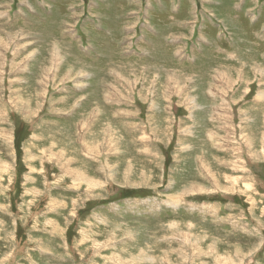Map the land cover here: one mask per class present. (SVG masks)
Returning a JSON list of instances; mask_svg holds the SVG:
<instances>
[{
	"label": "rangeland",
	"instance_id": "374dc122",
	"mask_svg": "<svg viewBox=\"0 0 264 264\" xmlns=\"http://www.w3.org/2000/svg\"><path fill=\"white\" fill-rule=\"evenodd\" d=\"M0 264H264V0H0Z\"/></svg>",
	"mask_w": 264,
	"mask_h": 264
}]
</instances>
